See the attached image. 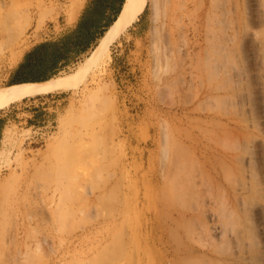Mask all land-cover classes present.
<instances>
[{"label": "rangeland", "instance_id": "374dc122", "mask_svg": "<svg viewBox=\"0 0 264 264\" xmlns=\"http://www.w3.org/2000/svg\"><path fill=\"white\" fill-rule=\"evenodd\" d=\"M85 1L0 0V87ZM154 1L0 110V264H264V0Z\"/></svg>", "mask_w": 264, "mask_h": 264}, {"label": "bare ground", "instance_id": "6f19581e", "mask_svg": "<svg viewBox=\"0 0 264 264\" xmlns=\"http://www.w3.org/2000/svg\"><path fill=\"white\" fill-rule=\"evenodd\" d=\"M146 1L147 0H124L118 15L105 30L97 46L93 49L90 56L78 66L77 72L73 76L74 78L57 81L49 79L44 82L16 83L9 84L7 86H2L0 87V110L26 97H31L40 93L50 92L59 88L75 86L79 82H81L84 77H88L89 79L94 80L104 70L107 62L110 59V45L117 38H119L120 35H122L126 31V29L143 12L146 5ZM79 7L80 5L78 4H74L72 6V16L75 15ZM151 7L154 12L153 14L155 20L157 18V7L154 0H151ZM52 12V8L50 9L43 6V8H41V10L39 11V19L47 18ZM14 23L15 22H13V24ZM13 26L11 28H13ZM10 29L8 28L7 30L9 31ZM14 29L16 28L11 29L12 34L15 31Z\"/></svg>", "mask_w": 264, "mask_h": 264}, {"label": "trees", "instance_id": "16d2710c", "mask_svg": "<svg viewBox=\"0 0 264 264\" xmlns=\"http://www.w3.org/2000/svg\"><path fill=\"white\" fill-rule=\"evenodd\" d=\"M102 9L103 4L100 0H89L81 10L75 28L67 36V44L64 45V48H57L56 43H40L26 50L21 60L12 70L7 84L47 81L51 74L57 72L58 62L66 59L71 41L69 38L75 32H78L79 40L76 42L78 46L81 45L80 43H88L92 34L96 33L98 25L101 23L99 16ZM110 24L106 22L99 30L100 38Z\"/></svg>", "mask_w": 264, "mask_h": 264}, {"label": "crops", "instance_id": "0c3cea01", "mask_svg": "<svg viewBox=\"0 0 264 264\" xmlns=\"http://www.w3.org/2000/svg\"><path fill=\"white\" fill-rule=\"evenodd\" d=\"M88 1L89 0H86L85 4ZM100 2L103 4V9L101 11V15L99 16L101 23L98 25V29H97L96 33L92 34L88 43H86V44L80 43L81 45L78 46V44L76 45V42H78V40H79L78 39V32H75L74 35H72V37L69 38V40H71V41L69 43L70 45L68 44L69 45V53H68L66 59L58 62L57 72L55 74H51L47 78V80L51 79L53 77H56L62 71L73 66L78 61H80L82 58H84L85 56L88 55V53L95 46L98 39L100 38L99 37V30L103 27V25L106 22L112 23L111 21H113L116 18V16L118 15L124 0H100ZM85 4H84V6H85ZM84 6H83V8H84ZM80 12H79L77 18L70 25L64 26L57 34H55L51 37H48V38H45V39H42L38 42L33 43L28 49H30L33 46L40 44V43H56L57 48L63 49L64 45L67 44V39H68L67 36H69L70 32L75 28V26L77 24V20H78V17L80 15ZM22 56H23V54H22ZM22 56H21V58H22ZM21 58H20V60H21ZM12 70L9 72V79L11 77ZM3 128H4L3 115H0V140L2 137V133H3Z\"/></svg>", "mask_w": 264, "mask_h": 264}]
</instances>
